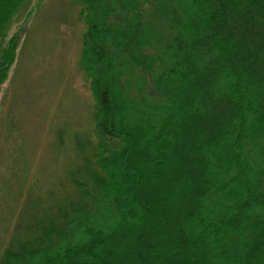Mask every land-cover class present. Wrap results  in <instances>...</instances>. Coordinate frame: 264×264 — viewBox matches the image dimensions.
I'll return each mask as SVG.
<instances>
[{"label": "trees", "instance_id": "1", "mask_svg": "<svg viewBox=\"0 0 264 264\" xmlns=\"http://www.w3.org/2000/svg\"><path fill=\"white\" fill-rule=\"evenodd\" d=\"M77 2L96 141L0 264H264V0Z\"/></svg>", "mask_w": 264, "mask_h": 264}, {"label": "rangeland", "instance_id": "2", "mask_svg": "<svg viewBox=\"0 0 264 264\" xmlns=\"http://www.w3.org/2000/svg\"><path fill=\"white\" fill-rule=\"evenodd\" d=\"M16 29V60L0 86V259L30 218L72 193L70 172L96 141L77 0H31L5 41Z\"/></svg>", "mask_w": 264, "mask_h": 264}]
</instances>
